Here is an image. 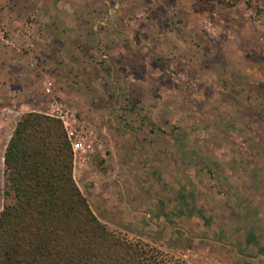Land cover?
I'll use <instances>...</instances> for the list:
<instances>
[{
	"label": "rangeland",
	"instance_id": "1",
	"mask_svg": "<svg viewBox=\"0 0 264 264\" xmlns=\"http://www.w3.org/2000/svg\"><path fill=\"white\" fill-rule=\"evenodd\" d=\"M48 1L52 4V0H0V21L12 34L10 45L0 43V211L3 157L13 130L21 116L46 113L56 99L76 113L78 128L90 132L91 147L75 157L78 186L90 169L111 170L105 163L111 136L104 128L124 144L133 140L134 132L184 164L211 169L214 222L231 223L230 240L239 230L248 240L256 236L264 240V214L255 206L257 201L264 203V197L253 193L239 197L238 179L239 157L264 155L262 148L260 153L253 148L264 147V0H117L119 9L111 22L110 7L116 0H55V6ZM23 8L28 14L58 13L54 21L48 20L51 34L60 33L57 44L54 37L40 34L39 20L34 24V50L45 45L48 51L34 58L40 68L30 69V60L18 55V45L25 41L18 36L22 29L18 11ZM63 14L70 18L61 21ZM63 39L64 59L52 49ZM40 58L49 60L53 70L42 69ZM112 71L116 85L109 77ZM43 81H48L47 92L54 91L51 97L43 90ZM18 94L25 98L18 99ZM126 147L119 148L125 164L119 174L135 184L136 194L149 191L152 168L143 174L145 162ZM95 156H102L103 164L92 168ZM159 161L153 160V165ZM127 166L135 171L127 174ZM228 169L234 170L230 178L224 175ZM250 247L236 256L235 250L210 243L188 252V257L157 248L189 264H264V258L250 259L259 253Z\"/></svg>",
	"mask_w": 264,
	"mask_h": 264
},
{
	"label": "crops",
	"instance_id": "2",
	"mask_svg": "<svg viewBox=\"0 0 264 264\" xmlns=\"http://www.w3.org/2000/svg\"><path fill=\"white\" fill-rule=\"evenodd\" d=\"M55 4V0H52V4L49 3L50 6H55ZM40 5L41 3L39 2L38 6ZM118 5L119 3L116 0L114 1V5L110 7L113 10L110 14V22L113 21L114 14L115 16L117 15ZM24 9L20 13L18 11V24L22 25V29H18V36L25 38L23 46L18 45V55L27 57L30 60L28 63L30 69H35V67L38 68L39 66L34 61V58L38 60L37 58L48 51L45 45L38 46L34 50L33 43H31L32 37L35 36L34 24L39 20L41 25L40 34L42 31L44 36L54 37L57 44L59 39L56 37L60 33L51 34L54 30L52 31V28L48 26V20L54 21V17L58 13L54 11L51 17L45 11L41 14H38V12L37 14H33V12L28 14V10ZM69 18V15L65 16L63 14L61 21ZM65 30L63 28L61 31L62 35L65 34ZM98 35L100 36V34ZM65 44L63 39L62 45H59V47L52 46V49L54 48L56 52L63 56V59L66 52ZM43 56L48 59L47 56ZM43 59H41V64H44L42 69L49 68L48 72L52 71V64L48 62L49 60L45 62ZM115 67V64H113L111 69L114 70ZM109 77L113 84H118L113 71L109 74ZM44 83L46 86L43 85V90L45 91L46 88L47 92L49 91L48 81ZM47 94H50L49 96L51 97L54 95V91L47 92ZM23 97L25 98V95L20 97L18 94V99H22ZM103 130L108 136H111L110 140L107 138L109 152L108 154L106 152L107 158L105 160L107 165H111L110 175L107 169L105 170L98 166L103 164L102 156L99 159L98 156H95V160L92 161V168L98 166V170L94 171L90 169V171H86L81 179L83 187L80 184L79 187L88 198L95 214L111 230L133 240H140L185 257L189 256L187 255L188 252L195 253L198 246L204 247L210 243H219L235 250L236 252L232 254L236 256H243L242 248H251L250 246H252L253 250L259 253L256 256L253 255L254 257H250V259L255 261L263 260L264 255L261 252L264 250L263 238L256 236L254 237L255 240H248V237L244 238L241 230H239L240 232H236L238 233L236 237L234 235V238L230 240L229 238L233 236L229 233L231 232L229 230L231 223L226 220L220 225L214 222L215 203L213 200H210L211 196H214V188L211 187V180H213L214 175L212 176L211 169L208 167L199 168V163L197 165L193 163L190 166L188 163L184 164L182 159L168 154L165 148L161 146L157 147L150 140H141L140 136L134 132L132 134L133 140L130 143L124 144L113 140L112 134L107 128ZM127 132L130 133L131 130H127ZM125 145L129 146L126 147ZM121 147L131 148L132 154L134 156L137 155L138 160L140 159L141 162L147 164H143L144 169H146V172L143 171V174H146L150 167L152 168L153 174L150 176L151 178H148L151 185L149 191H147L148 188H145L143 192L139 191L136 194L135 190L137 188L135 184L130 183L131 181L128 182V180L126 183L119 174L120 169L125 165L120 156L122 152H120L119 148ZM248 147L251 146L249 145ZM253 148L256 153H260L261 151L259 152V150L261 148L264 150V147L260 144L254 145ZM147 150H149L148 153ZM155 156L161 159L156 166L152 162L153 160H158L155 159ZM162 160L163 164H160ZM238 165L240 167L238 173V179L240 180L239 197L242 195L251 196L252 193L254 196L264 197V155L239 157ZM126 168L127 174H132L131 172L135 171L131 166H127ZM233 171V169H228L224 172V175L230 178L231 174H234ZM93 172L97 174L94 175ZM225 194L227 195L228 193L226 192ZM239 203H241V200H239ZM241 206L244 205L241 204ZM255 206L259 214H264L263 200L257 201ZM247 207L249 208V206ZM261 225L264 228V218ZM239 227L241 228V226ZM244 255L247 257V254Z\"/></svg>",
	"mask_w": 264,
	"mask_h": 264
},
{
	"label": "trees",
	"instance_id": "3",
	"mask_svg": "<svg viewBox=\"0 0 264 264\" xmlns=\"http://www.w3.org/2000/svg\"><path fill=\"white\" fill-rule=\"evenodd\" d=\"M0 264H189L103 223L74 177L60 119L20 117L4 154Z\"/></svg>",
	"mask_w": 264,
	"mask_h": 264
},
{
	"label": "built area",
	"instance_id": "4",
	"mask_svg": "<svg viewBox=\"0 0 264 264\" xmlns=\"http://www.w3.org/2000/svg\"><path fill=\"white\" fill-rule=\"evenodd\" d=\"M213 1H229V0H213ZM11 31L6 25L0 21V43L4 45L11 44ZM264 42V38L262 39ZM45 114L60 119L67 131L69 139L72 143L74 151V163L76 153L86 152L91 145L88 143L89 130H84L83 126L75 125L77 122L76 113L65 104L63 100H53L49 105V111ZM4 161V157H3Z\"/></svg>",
	"mask_w": 264,
	"mask_h": 264
}]
</instances>
